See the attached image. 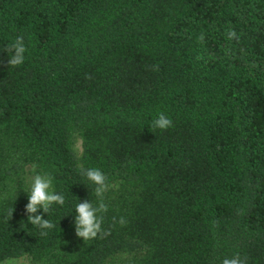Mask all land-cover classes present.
Here are the masks:
<instances>
[{"label":"trees","instance_id":"16d2710c","mask_svg":"<svg viewBox=\"0 0 264 264\" xmlns=\"http://www.w3.org/2000/svg\"><path fill=\"white\" fill-rule=\"evenodd\" d=\"M81 168L107 177L103 238L75 235V206L98 203ZM45 173L65 202L38 210L41 236L25 205ZM237 254L264 264V0H0V264Z\"/></svg>","mask_w":264,"mask_h":264},{"label":"clouds","instance_id":"9594fccd","mask_svg":"<svg viewBox=\"0 0 264 264\" xmlns=\"http://www.w3.org/2000/svg\"><path fill=\"white\" fill-rule=\"evenodd\" d=\"M228 40H239L240 37L237 33L229 29L226 32ZM199 42L203 43L204 35L198 37ZM26 46L24 38L17 36L12 43L7 46V52L10 53L7 60L8 67H16L23 64L25 59ZM199 58V57H198ZM154 71L159 70L158 65L153 66ZM173 121L164 113H159L158 116L152 121V129L167 130L172 127ZM81 174L86 179L95 185L94 194L97 197V205L85 199L79 202L75 206V235L78 238H82L84 241L92 240L100 236L110 234L104 231L102 228L103 214L107 213L108 205L104 202V194L109 188L107 177L98 168L80 169ZM52 188V178L49 174H35L32 177L31 184L27 190L28 203L25 205V213L27 215V221L31 225L41 229L40 235L46 236L48 233L46 230L52 229L55 225L48 219H44L42 215H36L38 210L42 209L43 213H49L53 204L63 205L65 197L62 194L50 191ZM13 210L10 212L12 216ZM115 217L113 220L115 221ZM122 225L126 223L124 218L119 221ZM221 264H246V258H241L238 254L231 258H224Z\"/></svg>","mask_w":264,"mask_h":264},{"label":"rangeland","instance_id":"374dc122","mask_svg":"<svg viewBox=\"0 0 264 264\" xmlns=\"http://www.w3.org/2000/svg\"><path fill=\"white\" fill-rule=\"evenodd\" d=\"M1 264H33L30 260L24 258L19 260H7Z\"/></svg>","mask_w":264,"mask_h":264}]
</instances>
